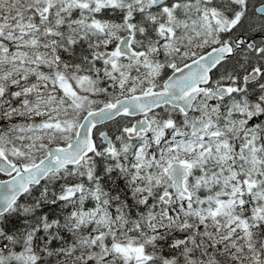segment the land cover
Listing matches in <instances>:
<instances>
[{
    "label": "snow or ice",
    "instance_id": "obj_1",
    "mask_svg": "<svg viewBox=\"0 0 264 264\" xmlns=\"http://www.w3.org/2000/svg\"><path fill=\"white\" fill-rule=\"evenodd\" d=\"M0 264H264V0H0Z\"/></svg>",
    "mask_w": 264,
    "mask_h": 264
}]
</instances>
